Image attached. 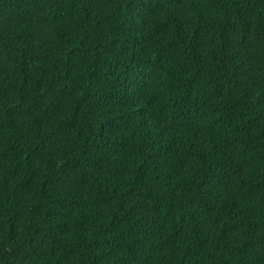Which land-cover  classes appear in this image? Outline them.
Here are the masks:
<instances>
[{
    "label": "trees",
    "instance_id": "16d2710c",
    "mask_svg": "<svg viewBox=\"0 0 264 264\" xmlns=\"http://www.w3.org/2000/svg\"><path fill=\"white\" fill-rule=\"evenodd\" d=\"M0 264H264V0H0Z\"/></svg>",
    "mask_w": 264,
    "mask_h": 264
}]
</instances>
